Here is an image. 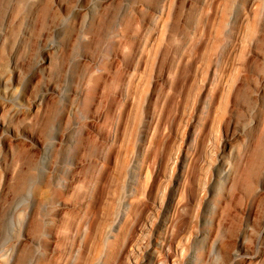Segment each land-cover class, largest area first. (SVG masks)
Returning a JSON list of instances; mask_svg holds the SVG:
<instances>
[{"label":"rangeland","instance_id":"374dc122","mask_svg":"<svg viewBox=\"0 0 264 264\" xmlns=\"http://www.w3.org/2000/svg\"><path fill=\"white\" fill-rule=\"evenodd\" d=\"M5 10L0 264H264V0Z\"/></svg>","mask_w":264,"mask_h":264},{"label":"bare ground","instance_id":"6f19581e","mask_svg":"<svg viewBox=\"0 0 264 264\" xmlns=\"http://www.w3.org/2000/svg\"><path fill=\"white\" fill-rule=\"evenodd\" d=\"M8 5H9V0H5V8H6L5 11H7ZM208 223H209L210 225H212V224H213V219L210 218V219L208 220ZM208 233H209V232H208Z\"/></svg>","mask_w":264,"mask_h":264}]
</instances>
